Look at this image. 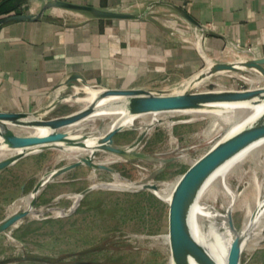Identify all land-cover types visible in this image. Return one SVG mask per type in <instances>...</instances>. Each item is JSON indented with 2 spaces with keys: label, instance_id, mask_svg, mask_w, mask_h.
<instances>
[{
  "label": "rangeland",
  "instance_id": "rangeland-1",
  "mask_svg": "<svg viewBox=\"0 0 264 264\" xmlns=\"http://www.w3.org/2000/svg\"><path fill=\"white\" fill-rule=\"evenodd\" d=\"M237 59L232 57L228 63L240 61ZM261 76V71L250 68L207 72L203 78L150 90L173 94L262 88ZM107 88L120 87L71 81L59 92L53 107L30 113L38 119L66 116L90 105ZM121 100L105 97L103 105L112 108ZM251 111H240L241 118L234 116L235 110L224 109L136 116L113 137L112 146L125 148L124 154L86 143L95 142L118 124L125 117L122 109H108L59 130L69 134L70 145L63 142L25 151L0 170V224L24 211L25 197L52 176L36 195L29 214L0 233V264H169L166 196L192 163L259 118ZM1 131L24 136L36 130L0 123V161L17 152ZM259 146L257 154L246 157L238 168L204 190L198 200L200 208L192 217L200 231H208L214 222L223 232L219 220L209 212L224 214L232 207L233 223L241 230L249 206L255 211L264 201V141ZM148 184H155L157 190L142 186ZM251 246L243 247L240 264H264V231Z\"/></svg>",
  "mask_w": 264,
  "mask_h": 264
},
{
  "label": "crops",
  "instance_id": "crops-1",
  "mask_svg": "<svg viewBox=\"0 0 264 264\" xmlns=\"http://www.w3.org/2000/svg\"><path fill=\"white\" fill-rule=\"evenodd\" d=\"M49 1L0 0L15 8L1 19L40 14L0 25V111L41 110L71 81L155 89L232 57L264 58V0H63L136 15L129 19L44 9Z\"/></svg>",
  "mask_w": 264,
  "mask_h": 264
},
{
  "label": "water",
  "instance_id": "water-1",
  "mask_svg": "<svg viewBox=\"0 0 264 264\" xmlns=\"http://www.w3.org/2000/svg\"><path fill=\"white\" fill-rule=\"evenodd\" d=\"M52 7L88 11L98 18L129 19L136 17L135 14L128 12L102 10L88 5L69 3L63 0L49 1L45 4L44 9ZM179 11L185 18L195 24H198L186 11L183 9H179ZM38 17H40V14H24L18 10L16 13L1 19L0 25L12 20H29ZM239 66H242L244 69L250 68L264 72V58L242 60L236 63L216 64L212 68L203 71L198 75V77H205L207 72L215 74L226 70L243 71L244 69L239 68ZM105 97L122 98V102L129 104V115L134 118L144 114L200 110L215 104L251 103L253 105H257L264 102V87L240 90H213L200 92L185 91L173 94L156 93L150 89L144 88H107L101 92L97 99L90 105L66 116L51 119H31L32 117L36 118L34 114L49 110L54 106L55 102H52L40 111L34 112V114L30 112L0 111L1 124L13 123L30 128L47 127L50 129V132L46 134L32 133L24 136L11 134L7 135V137H5V133L8 131H1L2 136L9 143V147L19 152L8 159L0 161V170L20 158L30 147L61 142L65 139L67 140L69 134L59 130L91 117L95 112L97 100ZM120 127L121 126H116L108 131L103 140H101L98 144V147L105 148L118 154L126 153L125 148L112 146L113 137L118 132ZM263 141L264 113L256 120L242 126L226 139L214 145L208 152L192 163L188 170L178 179L169 199L168 244L170 245L171 258L175 264H191V261H194L197 264H218L208 250L195 238L192 223L193 207L198 202L204 186L216 171L246 149ZM51 178L52 176L43 184L40 183L35 191H37L41 185L42 186L40 188L42 189ZM142 186L148 187L154 191L157 190V186L155 184ZM90 190L91 189L85 190L82 195ZM36 195L31 202V206H33L36 201ZM29 210L30 209H25L22 212L15 213L3 221L0 224V233L4 232L10 226L27 216L29 214ZM228 214L230 218V226L235 233V238L230 246L227 264H240L244 236L240 235L237 231V228L233 223L231 213L229 212Z\"/></svg>",
  "mask_w": 264,
  "mask_h": 264
},
{
  "label": "bare ground",
  "instance_id": "bare-ground-1",
  "mask_svg": "<svg viewBox=\"0 0 264 264\" xmlns=\"http://www.w3.org/2000/svg\"><path fill=\"white\" fill-rule=\"evenodd\" d=\"M239 68L244 69L242 66H239ZM261 73H262L261 77L264 78V72H261ZM103 102H104V98H99L97 100L96 107H95V112H94L93 115H98L99 116V114H103V112L107 111L108 109L109 110H111V109H115V110L116 109H122L124 111V113H125V117L121 121H119L118 124H115V125L116 126H121V125H125V124H127V125H131L132 124L133 117L131 115H129V104H127L125 102H122V100H121L120 102H118L117 105L112 104L111 105L112 108H110V107L108 108L107 106L103 105ZM106 104H107V102H106ZM213 108H215V109H213ZM204 109H206V110H221V109H224V110H231V111L235 110L237 112L236 113L237 115L235 114L234 116H236V117L237 116H239V117L241 116L240 111H242L244 113V110H248L249 111L250 109H252V111L250 113H253L252 114L253 117L254 116L258 117V116H260L261 114L264 113V102H262L260 104H257V105H253L251 103L215 104V105L207 106ZM115 113H118V112H115ZM239 117H237V118H239ZM31 119H37V118L32 117ZM231 120L233 121L232 117H231ZM116 126H114V125L110 126L108 131H110L111 129H113ZM33 130H36L35 132H33V134H46V133L50 132V129L47 128V127H42V128L41 127H34V128H32V131ZM106 133H105V135H106ZM11 134L12 133L10 131H8V132L5 133V137H7V135H11ZM105 135L102 136L101 138H99L98 140H96L95 142H90V143L86 142V143H87L88 146H96V145H98L100 143L101 140H103ZM63 142H64L65 145H70L71 144L70 140H68V139L66 140L65 139L64 141H61V142L33 146V147L28 148L27 151L31 152L33 150L55 146V144H57V143H60L61 145H63L62 144ZM259 144H261V143H257L255 145H253L252 147L246 149L245 151H243L242 153L237 155L235 158H233L231 161H229L226 165L221 167L218 171H216L214 173V175L209 179V181L204 186L203 190L201 191V194H200L199 198L201 197V195H202V193L204 192L205 189H209V187H211L213 184H215L218 181L224 179L226 173L228 171H231L233 168L237 167L242 161H244V159L246 157H248L249 155L252 156V154H257L255 152L258 151V149L260 148ZM61 145H60V147H61ZM18 152L19 151L15 152L10 157L14 156ZM256 165H257V163H256ZM49 178L50 177H48L47 179H49ZM46 180H44L42 182V184ZM41 186H39L37 191H34L32 194H30L27 197H25V201L23 203H25L26 209H31V207H32L31 206V202H32L34 196L36 194H38V192L40 191V189H41L40 187ZM174 186L172 187L171 192L166 196L168 201L170 199V196H171V193H172V190H173ZM199 208H200V205L197 202L194 205V207H193L192 217H193V213L196 210H199ZM252 208H254V207H252L250 205L249 206V211L247 210L248 214L246 215L247 217L244 220L245 221L244 227L241 230L237 229L239 234L244 236L243 247L245 245L251 246L253 244V240H254L255 236L258 235V234H262L263 231H264V201L260 202L258 208L255 211H253L254 209H252ZM233 210L234 209L232 207L224 214L215 213L214 211L213 212H209L210 216L212 218H215L216 220H219V226H220V228L224 229L223 232L221 230H220L221 232L218 231V228L216 227L214 222H213L212 227L209 228V230L205 231V232L200 231V229L198 227H195L193 225V232L195 234V238L208 250V252L211 254V256L216 260V262L218 264H227L228 253H229V250H230V246H231L232 241L235 238V233L233 232V230L231 229V226H230V218H229V214H228L229 212L232 213ZM192 223H193V219H192ZM167 242H169L168 235H167ZM251 248H252V246H251ZM169 264H175V262L173 261L172 258L170 259ZM191 264H197V263L194 262V261H191Z\"/></svg>",
  "mask_w": 264,
  "mask_h": 264
},
{
  "label": "trees",
  "instance_id": "trees-1",
  "mask_svg": "<svg viewBox=\"0 0 264 264\" xmlns=\"http://www.w3.org/2000/svg\"><path fill=\"white\" fill-rule=\"evenodd\" d=\"M13 11H15V8L5 9L2 6H0V20H1L3 15H7V14L13 12Z\"/></svg>",
  "mask_w": 264,
  "mask_h": 264
}]
</instances>
